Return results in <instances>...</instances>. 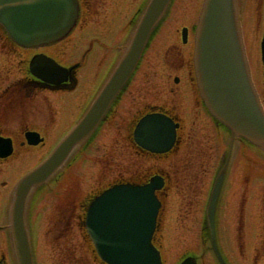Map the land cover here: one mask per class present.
I'll return each instance as SVG.
<instances>
[{"label": "water", "instance_id": "95a60500", "mask_svg": "<svg viewBox=\"0 0 264 264\" xmlns=\"http://www.w3.org/2000/svg\"><path fill=\"white\" fill-rule=\"evenodd\" d=\"M63 1H66L67 4L71 2L70 9L65 11L61 17L67 18L68 11L71 10L72 14L75 12V4L74 0ZM168 1H149L126 54L95 99L90 110L58 144L52 154L17 185L13 195L10 226L18 264H32L23 220L24 196L32 186L44 181L64 161L70 149L96 127L112 92L114 93L128 76L149 29L159 20ZM22 2L23 0H0L1 13L10 15L15 23V29L12 27L13 30L10 28L8 30L19 42L34 39L20 30L21 26L18 22L21 21V16L23 18L33 17H26V12L21 6ZM45 2L50 3L51 0H45ZM56 2L60 3V0H56ZM7 3L12 4L11 10L8 12L5 8ZM71 19V16H68L66 25H63L65 22L61 23L58 18H55L51 20L50 24L57 23L56 27L52 25L50 28L49 26L36 27L40 31H34V26L28 27V30L35 33V39L52 40L67 31ZM194 62L201 95L212 115L235 134L248 138L264 149V115L249 83L237 31L234 0H204L196 29ZM218 187L219 181L215 184V190L209 202V212L212 211ZM138 189L125 186L108 191L102 195L90 211V218L93 221L91 228L97 230L93 235L99 254L111 264H160L157 253L149 243L156 211L155 208L154 210L148 209V205L155 204V200L151 194L145 196L144 189H148V186ZM132 200L135 202L138 200V202H131ZM127 203L137 204L135 210H130ZM145 204L147 210L137 209L138 206L142 207ZM140 215L145 220L143 224L136 222L140 220ZM131 223L138 226L139 229L136 233L129 227L128 224ZM121 230L125 235H128V240L125 242L122 239L123 232ZM212 244L217 257L221 260L213 237ZM133 247L135 249L132 252L130 249ZM114 258H118L119 262Z\"/></svg>", "mask_w": 264, "mask_h": 264}, {"label": "rangeland", "instance_id": "374dc122", "mask_svg": "<svg viewBox=\"0 0 264 264\" xmlns=\"http://www.w3.org/2000/svg\"><path fill=\"white\" fill-rule=\"evenodd\" d=\"M236 2L239 11V20L242 19L245 23L243 25L245 28H250V40L247 42L246 48L247 52L249 49L250 52L254 54L252 56V59L254 57L252 62L253 66L251 67L254 73L258 71L259 63V54L257 51L259 47L258 36L260 31L257 33L256 26L264 11V0H236ZM201 3L202 0H173V4L176 6L178 5L180 9L190 10L196 14L199 12ZM76 33H78V30ZM254 33L255 36L252 37ZM19 65L20 63L11 66V71L7 70L6 73L16 76V74H18L16 69ZM165 74L172 76L170 72ZM165 78L168 82L167 75H165ZM80 84H83V82L81 81ZM85 89L83 85L80 89V95L85 92ZM205 122L206 120H204L203 125L206 124ZM206 125H208V121ZM190 136L191 139L189 138L188 141L191 140L192 144V140L196 135L191 134ZM187 137L188 135H186L185 139ZM187 144H189V142ZM187 144L182 146L184 148L183 151L181 150L182 154L177 153L173 155L174 158H170L168 161H159V163H156V167L161 165L163 169H168L169 172L172 173V168L180 166L176 164L177 160L186 159L190 163L187 167L190 168L191 172L185 195L173 194V213L172 204L170 205L168 202L164 203L161 211L160 221L162 224L157 240L163 247L164 264H178L187 254L197 256L202 264L212 260L210 253L208 251H203V242L201 240V209L205 196L209 190L208 177L211 176L214 171L216 160L214 154L217 151H215L213 155L208 154L207 158H203L200 153H198L199 161L191 164V161L187 158L193 151L195 152V150H198L199 147L193 146L191 148V146ZM200 152L202 153L201 148ZM177 156L180 157V159H178ZM235 156H238V154ZM75 157L76 159L72 160L71 166L65 168L64 174L57 178V180H54L49 188L47 190L45 189L46 191L42 193L38 201L31 207L29 221L31 224L30 228L33 230L32 242L38 264H68L71 261H75L76 264H97L93 251L85 239L83 230L77 225L79 224V215L77 214L85 207L83 204L77 206L78 202H85V199L89 198L87 196L92 194L93 188L95 186L99 188L103 181L115 179L118 170L125 172L127 169L137 166L136 162L138 160V157L134 153H129L125 136L121 133L118 134L117 130H110L108 128H105L102 132L100 131L95 140L91 141L85 148H82ZM194 157H197L196 152ZM140 159L143 161L142 158ZM12 161L9 162L10 165ZM19 163L20 161L17 163L13 162L12 165L14 168L17 167L18 169L20 166ZM235 163L237 164L236 168L239 169L238 165L240 164H238L237 161H235ZM1 168L5 170V165ZM236 168L233 165L232 171ZM195 169L199 171V175H203L204 181L197 182L195 178L194 183H198L199 187H202V189H199L197 186V189L191 191L192 177L193 173L195 174L196 172ZM193 170L195 171L193 172ZM248 170H250V175L246 173L240 174L241 179H244L242 185H244L247 190V196L244 199L241 198V200L243 199L246 202L244 210L240 211V207L237 206L238 202L232 204L228 201L229 196L232 200L238 198L241 189L240 185L233 183L237 181V177L234 175L231 177L233 182L226 186L224 200L219 208V219L217 222H226L224 229L221 230V234L223 240H226V248L229 249L227 252L230 254V257L233 254L232 249L234 246H229V244L235 245L238 243V241L234 239L247 241L248 246L246 249L248 252H252L253 246L260 242V233L258 231L261 229L262 225L258 212L261 202L258 198H264V160L262 163L259 160L253 162ZM177 175L181 177L182 174L178 172ZM259 177L262 178V182L258 181L257 178ZM244 187L242 189L245 190ZM184 208H187L190 213L189 216H186V218L182 220L180 217L181 213L185 212ZM166 211L171 212L172 216H169ZM236 211L237 214L235 213ZM239 213H242L243 219L239 220ZM243 213H245L244 216ZM234 214V219L231 222V218ZM261 214L263 213L261 212ZM243 221L245 225H243ZM233 225L235 226L237 236H235L233 232ZM248 225H251L249 230ZM1 238L3 239L0 235V251L5 250V248H2L6 242V239L1 241ZM242 249L243 247L240 251L234 252L235 254L232 255V257L238 259L239 255L242 253ZM241 257H243L242 254ZM6 260V264H15L11 252L7 253ZM238 260L243 262L241 259ZM235 262L238 263L236 260Z\"/></svg>", "mask_w": 264, "mask_h": 264}, {"label": "flooded vegetation", "instance_id": "af4514ba", "mask_svg": "<svg viewBox=\"0 0 264 264\" xmlns=\"http://www.w3.org/2000/svg\"><path fill=\"white\" fill-rule=\"evenodd\" d=\"M92 2L93 0H81L83 9L85 11L91 10ZM184 46L190 52L188 41ZM172 49L177 52L176 56L179 58V64L172 63L171 66L174 68L170 71H182L183 75L186 76L185 79H187L188 84L183 83V77L180 73L178 75L179 78L172 83L170 82V76L167 77L168 86L162 80L153 85L150 80L151 76H155L156 73L154 70L150 76L148 73L150 67L148 66L141 75V79H138L132 86L129 84L120 96V98L126 100L129 99V96L132 98V104L126 107L123 112L120 127L124 129L122 133L128 134L127 136L130 138L132 135L130 132L131 125L136 122L139 116L146 112H163L178 124L176 144L171 151V153L173 151L178 153L182 137L180 121L187 114L198 117L200 101L195 90L190 59L188 57L187 60L185 59L184 53L180 48ZM58 53H61L60 50L55 54L57 55ZM29 56L30 52L18 53V48L9 40L0 26V134L8 135L9 133L12 139L19 138L22 133L24 134V129L28 127L22 124L27 123V120L33 117L34 119H38L40 116L43 119L45 118V122H48L46 125V130H48L52 120L58 115L62 114L64 119L67 120L76 115V108L70 109L66 105L62 106L42 94L45 92L46 87H43L44 84L42 82L31 77L28 67ZM17 63H20L17 67L19 73L16 76L7 74L6 71H11V66L17 65ZM157 98L165 99L161 100ZM136 99L138 102H134ZM130 107L131 109H129ZM28 111L31 115L26 118ZM13 118L17 120H12ZM15 123H18V126L12 127L10 125ZM39 132L43 135L45 134L42 131ZM197 135L202 136L200 133ZM13 145H15V142H13ZM134 148H136L137 153L142 151L136 145ZM5 187V184H3V188ZM193 190L192 188L191 191ZM5 193L6 190L4 189Z\"/></svg>", "mask_w": 264, "mask_h": 264}]
</instances>
